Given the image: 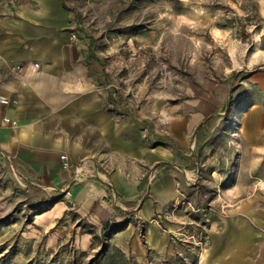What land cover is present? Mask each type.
I'll return each mask as SVG.
<instances>
[{
	"label": "rangeland",
	"instance_id": "1",
	"mask_svg": "<svg viewBox=\"0 0 264 264\" xmlns=\"http://www.w3.org/2000/svg\"><path fill=\"white\" fill-rule=\"evenodd\" d=\"M61 1L110 107L158 153L143 186L170 168L177 198L147 221L154 250L138 205L93 225L0 164V264H264V0ZM128 222L138 257L113 241Z\"/></svg>",
	"mask_w": 264,
	"mask_h": 264
},
{
	"label": "crops",
	"instance_id": "2",
	"mask_svg": "<svg viewBox=\"0 0 264 264\" xmlns=\"http://www.w3.org/2000/svg\"><path fill=\"white\" fill-rule=\"evenodd\" d=\"M62 4L12 0L0 8V96L16 100L0 103V164L39 194L52 187L93 225L138 205L132 216L145 223L144 244L159 250L165 234L147 221L177 198L174 172L159 169L143 186L158 153L145 147L131 118L110 107L100 68L70 32ZM113 241L125 254L144 251L134 222Z\"/></svg>",
	"mask_w": 264,
	"mask_h": 264
},
{
	"label": "built area",
	"instance_id": "3",
	"mask_svg": "<svg viewBox=\"0 0 264 264\" xmlns=\"http://www.w3.org/2000/svg\"><path fill=\"white\" fill-rule=\"evenodd\" d=\"M12 0H0V8L2 6H4L5 4H8V3H11ZM34 66H36V64H34ZM16 100H9L3 96H0V103H3V104H8V103H12V104H15ZM5 121H7V119H4ZM61 159H63V157H60Z\"/></svg>",
	"mask_w": 264,
	"mask_h": 264
},
{
	"label": "trees",
	"instance_id": "4",
	"mask_svg": "<svg viewBox=\"0 0 264 264\" xmlns=\"http://www.w3.org/2000/svg\"><path fill=\"white\" fill-rule=\"evenodd\" d=\"M63 5V4H62ZM64 7H65V5H63ZM66 8V7H65ZM121 227V225H115V227H114V229H115V231H117V230H119V228ZM114 231V232H115Z\"/></svg>",
	"mask_w": 264,
	"mask_h": 264
}]
</instances>
